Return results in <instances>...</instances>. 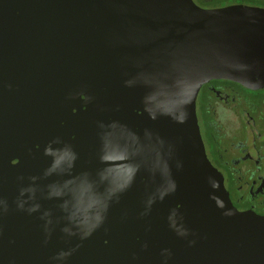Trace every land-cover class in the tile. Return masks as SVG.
Instances as JSON below:
<instances>
[{
	"label": "water",
	"instance_id": "water-1",
	"mask_svg": "<svg viewBox=\"0 0 264 264\" xmlns=\"http://www.w3.org/2000/svg\"><path fill=\"white\" fill-rule=\"evenodd\" d=\"M264 84V9L0 0V264H264L195 98Z\"/></svg>",
	"mask_w": 264,
	"mask_h": 264
},
{
	"label": "flooded vegetation",
	"instance_id": "flooded-vegetation-1",
	"mask_svg": "<svg viewBox=\"0 0 264 264\" xmlns=\"http://www.w3.org/2000/svg\"><path fill=\"white\" fill-rule=\"evenodd\" d=\"M200 8L264 9V0H193ZM200 137L221 174L232 205L264 216V84L248 87L228 78L204 82L195 98Z\"/></svg>",
	"mask_w": 264,
	"mask_h": 264
}]
</instances>
